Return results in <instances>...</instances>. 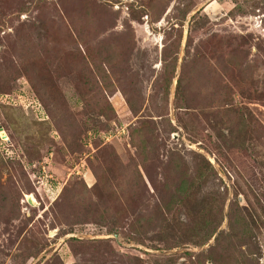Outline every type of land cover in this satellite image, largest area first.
Here are the masks:
<instances>
[{"label": "rangeland", "instance_id": "obj_1", "mask_svg": "<svg viewBox=\"0 0 264 264\" xmlns=\"http://www.w3.org/2000/svg\"><path fill=\"white\" fill-rule=\"evenodd\" d=\"M204 1L0 0V264H264V0Z\"/></svg>", "mask_w": 264, "mask_h": 264}, {"label": "trees", "instance_id": "obj_2", "mask_svg": "<svg viewBox=\"0 0 264 264\" xmlns=\"http://www.w3.org/2000/svg\"><path fill=\"white\" fill-rule=\"evenodd\" d=\"M179 86H180V81L177 83V86H176V91L179 90ZM188 194V193H187ZM165 239V238H164Z\"/></svg>", "mask_w": 264, "mask_h": 264}, {"label": "water", "instance_id": "obj_3", "mask_svg": "<svg viewBox=\"0 0 264 264\" xmlns=\"http://www.w3.org/2000/svg\"><path fill=\"white\" fill-rule=\"evenodd\" d=\"M207 1H209V0H205L204 3H206ZM27 200H28L30 203H33V202L30 200V197H28Z\"/></svg>", "mask_w": 264, "mask_h": 264}]
</instances>
